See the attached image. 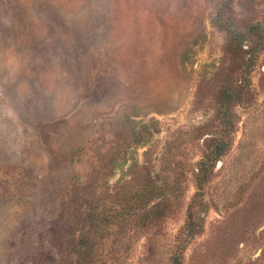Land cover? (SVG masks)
<instances>
[{
    "label": "rangeland",
    "instance_id": "obj_1",
    "mask_svg": "<svg viewBox=\"0 0 264 264\" xmlns=\"http://www.w3.org/2000/svg\"><path fill=\"white\" fill-rule=\"evenodd\" d=\"M0 264H264V0H0Z\"/></svg>",
    "mask_w": 264,
    "mask_h": 264
},
{
    "label": "trees",
    "instance_id": "obj_2",
    "mask_svg": "<svg viewBox=\"0 0 264 264\" xmlns=\"http://www.w3.org/2000/svg\"><path fill=\"white\" fill-rule=\"evenodd\" d=\"M257 28L258 25L256 24L249 25V30L253 34H255V31H257ZM252 48H253L252 51L248 54V60L250 62L253 61L256 55L255 53L256 48L253 46ZM239 82L235 83L233 86H230L229 89L224 87L220 93V102L222 104L221 114H223L221 120L225 121V124H227L228 126L227 130L231 128V119L229 112L227 110V103H229L230 99H234L235 101L238 100L240 93ZM221 149H222V142L217 140L213 145L212 152L213 154L216 155L220 152ZM199 169H200L199 178H202L205 172V167H203V165H200ZM122 186L126 187V190L120 196L121 200L116 207H113L111 210L94 209L93 211L88 213L89 225L93 226V229L105 230L107 229L108 224L110 222L122 221L123 217L126 214H132L138 211V209H142L143 207L147 208L146 206L148 205H150L151 207L158 205L163 206L165 204L164 201L168 199L167 191H165V186L163 187L160 183L151 179L148 181L146 186L141 188L139 187L138 189H135L133 191H131L130 190L131 187H128V185L126 184L125 185L123 184ZM66 241L67 242L65 246L68 248V250H72V249L75 250L74 243L71 241V238L67 239ZM77 250L79 252H83V254L87 252V248L84 245H82V247Z\"/></svg>",
    "mask_w": 264,
    "mask_h": 264
}]
</instances>
